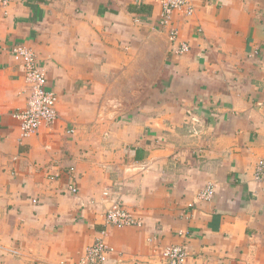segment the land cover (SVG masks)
Here are the masks:
<instances>
[{
	"label": "crops",
	"instance_id": "obj_1",
	"mask_svg": "<svg viewBox=\"0 0 264 264\" xmlns=\"http://www.w3.org/2000/svg\"><path fill=\"white\" fill-rule=\"evenodd\" d=\"M160 1L0 0V264H26L6 260L21 219L33 264H73L100 236L106 264H166L172 244L187 264H264V0H191L174 17L183 56ZM19 46L59 100L57 123L26 140ZM113 199L142 226H106Z\"/></svg>",
	"mask_w": 264,
	"mask_h": 264
},
{
	"label": "built area",
	"instance_id": "obj_2",
	"mask_svg": "<svg viewBox=\"0 0 264 264\" xmlns=\"http://www.w3.org/2000/svg\"><path fill=\"white\" fill-rule=\"evenodd\" d=\"M4 6H8L11 0H1ZM161 14L159 26L168 34L169 42L177 56H183L190 52V46L186 42H180V31L175 25L174 17L181 14L185 17H192L195 9L191 0H161ZM13 53L18 54L23 59L25 79L30 86V95L24 109L13 114V118L20 123L21 139L26 140L36 135L40 128L54 126L58 119V96L48 89L47 76L43 67L39 64L36 54L25 47H16ZM72 129L70 133H73ZM255 178L264 180V161H260L255 170ZM217 185L208 184L197 194V201L206 202L216 194ZM73 194L78 193L76 186H71ZM109 197L110 193L105 192ZM193 204L190 206L192 207ZM105 224L114 228L141 227L142 221L135 217L130 211L123 207L118 200H111L105 211ZM105 236V232H102ZM114 249L109 246L103 236H100L86 250L84 256L77 264H106L108 256ZM15 253V252H12ZM17 254V253H15ZM166 264H187L188 252L185 244H172L165 247L161 252Z\"/></svg>",
	"mask_w": 264,
	"mask_h": 264
},
{
	"label": "rangeland",
	"instance_id": "obj_3",
	"mask_svg": "<svg viewBox=\"0 0 264 264\" xmlns=\"http://www.w3.org/2000/svg\"><path fill=\"white\" fill-rule=\"evenodd\" d=\"M16 222H18V221H16ZM16 224L17 223H15V225ZM19 225H20L19 229H21V235H20L19 239H16V241L18 243H16V245H15L16 247H14V248L16 250H18V252H21L22 256L15 257V256H18V252L13 250L12 252H15L17 254L14 253L15 256H13L14 254L13 255H10V254L7 255V258H8V259H6V260H8L7 263H12L15 260H18L20 262L24 261V263H26V264L27 263L33 264V223H31L27 219H25V220L21 219ZM4 256H6V255H4ZM59 260H60L59 263L61 264L62 260L61 259H59ZM80 260H81V258L78 259L73 264H77Z\"/></svg>",
	"mask_w": 264,
	"mask_h": 264
}]
</instances>
